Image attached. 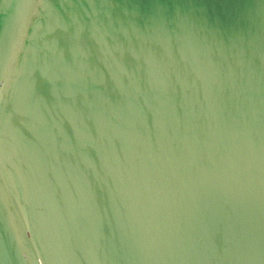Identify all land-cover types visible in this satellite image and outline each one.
Listing matches in <instances>:
<instances>
[{
	"label": "water",
	"instance_id": "1",
	"mask_svg": "<svg viewBox=\"0 0 264 264\" xmlns=\"http://www.w3.org/2000/svg\"><path fill=\"white\" fill-rule=\"evenodd\" d=\"M0 264H264V0H0Z\"/></svg>",
	"mask_w": 264,
	"mask_h": 264
}]
</instances>
